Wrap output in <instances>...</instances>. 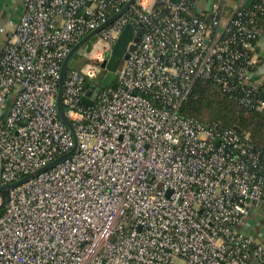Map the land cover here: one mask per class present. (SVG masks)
I'll use <instances>...</instances> for the list:
<instances>
[{"label": "built area", "instance_id": "obj_1", "mask_svg": "<svg viewBox=\"0 0 264 264\" xmlns=\"http://www.w3.org/2000/svg\"><path fill=\"white\" fill-rule=\"evenodd\" d=\"M129 1L22 0L0 28V186L66 155L0 190V264H264L242 228L264 207L263 153L180 113L199 79L264 106V0ZM127 25L134 48L98 86ZM97 29L64 74L73 133L61 71Z\"/></svg>", "mask_w": 264, "mask_h": 264}, {"label": "trees", "instance_id": "obj_2", "mask_svg": "<svg viewBox=\"0 0 264 264\" xmlns=\"http://www.w3.org/2000/svg\"><path fill=\"white\" fill-rule=\"evenodd\" d=\"M255 98L264 101V86L258 89ZM180 113L207 126L217 124L242 135L249 134L250 140L264 155V106L248 108L216 83L199 79L183 101Z\"/></svg>", "mask_w": 264, "mask_h": 264}, {"label": "water", "instance_id": "obj_3", "mask_svg": "<svg viewBox=\"0 0 264 264\" xmlns=\"http://www.w3.org/2000/svg\"><path fill=\"white\" fill-rule=\"evenodd\" d=\"M133 1L134 0H130L128 2V5H130ZM252 2H253V0H246L244 6L249 8L251 6ZM112 19L113 18H111L110 21ZM97 31H98V29L93 31L89 35H87L84 39H82L79 43H77L72 48L71 52L68 54L67 58L64 61V64H63V67H62V71H61L60 88H59V93H58V96H57V107H58V111H59V114H60V117H61L62 121L72 130L73 133H75L74 127H73L72 123L69 121V119L67 118V116L65 114V111H64L63 103H62L64 74H65V71H66L68 63L70 62L72 57L75 55V53L78 52L80 49L86 47L88 45V43L90 42L91 38L93 37V35ZM141 32H142V26H140L138 28V30L135 32V36H134V40L135 41L139 40V36L141 35ZM133 33H134V26L133 25H127L123 29L121 34L119 35L118 39L116 40V42H115V44L113 46V49L111 51V54L109 55V60H108V62L106 64L107 68L109 69V72L102 79V84L103 85H111L117 79V75L115 73L116 69L118 67H120L122 61L129 56V52L131 50H133V48H134V44L130 43V41L132 39V36H133ZM87 94H90V90L87 92ZM74 150H75V148L69 154L73 153ZM65 157H66V155H64L62 157H59L54 162L44 166L43 168H41L37 172L32 173L29 176L24 177L23 179H21V180H19L17 182H14V183H11V184H8V185L0 186V190H6V189H9L11 187H14L15 185L19 184L20 182L26 180L28 177L37 174L41 170L47 169L48 167L52 166L53 164H55L56 162L62 160Z\"/></svg>", "mask_w": 264, "mask_h": 264}, {"label": "crops", "instance_id": "obj_4", "mask_svg": "<svg viewBox=\"0 0 264 264\" xmlns=\"http://www.w3.org/2000/svg\"><path fill=\"white\" fill-rule=\"evenodd\" d=\"M22 10V0H0V28L13 29L20 19ZM4 40L5 34L0 32V48L3 47ZM259 47L264 62V38L259 41ZM242 228L264 242V207L252 212L244 220Z\"/></svg>", "mask_w": 264, "mask_h": 264}, {"label": "rangeland", "instance_id": "obj_5", "mask_svg": "<svg viewBox=\"0 0 264 264\" xmlns=\"http://www.w3.org/2000/svg\"><path fill=\"white\" fill-rule=\"evenodd\" d=\"M92 43L89 42L88 45L86 46V49H90L91 48ZM78 54L76 56H74V58L71 61V66H80L82 64L81 61L78 60ZM93 82H95L98 86L99 85H103L102 84V76H99L97 79L93 80Z\"/></svg>", "mask_w": 264, "mask_h": 264}]
</instances>
